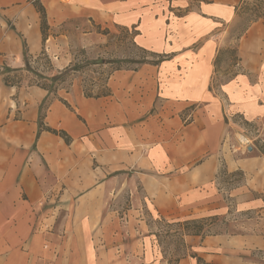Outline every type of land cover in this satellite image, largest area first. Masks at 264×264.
<instances>
[{"label":"crops","instance_id":"1","mask_svg":"<svg viewBox=\"0 0 264 264\" xmlns=\"http://www.w3.org/2000/svg\"><path fill=\"white\" fill-rule=\"evenodd\" d=\"M39 1L44 44L32 3L0 0V69L22 67L24 43L54 57L56 30L79 20L133 31L137 48L162 59L112 72L100 98L80 86L56 96L8 87L0 75V264H169L174 253L176 264H264L263 234L180 232L168 244L155 224L218 215L220 166L238 170L224 136L234 118L264 119V22L230 37L246 0ZM46 100L44 126L67 141L38 133Z\"/></svg>","mask_w":264,"mask_h":264},{"label":"rangeland","instance_id":"2","mask_svg":"<svg viewBox=\"0 0 264 264\" xmlns=\"http://www.w3.org/2000/svg\"><path fill=\"white\" fill-rule=\"evenodd\" d=\"M237 19L230 33L232 40L236 39L251 23L264 22V0L244 1L239 7ZM47 33L48 36L52 34L50 31ZM56 33L55 36L63 40V43L56 44L54 47L56 55L49 56L45 51L49 60L41 59L31 63V68L43 73V77L48 81L40 80L39 83L50 85L52 89H56V93L65 94L73 87L80 86L86 94H100L106 91L108 75L112 70L134 68L143 62V54L133 44L132 34L126 33L123 29L105 30L79 20L65 23L56 30ZM228 56L233 61L236 60L233 57L234 53ZM147 60L152 61L150 57ZM57 75L61 76L51 83V77ZM30 78L31 76L26 75L24 83H27ZM218 80L220 78H217V82ZM213 85L216 89L218 83L214 82ZM233 121L234 127L226 134H229L231 142L236 145L238 136L248 138L251 141L249 144L251 151L247 149L244 154H234L223 146L222 141L224 153L236 162L235 165L231 163L230 169L237 167L238 170L228 174L224 164H221L219 190L224 200V207L219 210L218 215L204 222V234L264 235V198L261 199L264 189L263 193L250 194L245 187L246 183L249 188L264 185V156L262 155L264 154V119L249 123L244 122L242 118H234ZM240 160L242 161L237 163ZM129 197V192H126L120 199L119 205L123 209L128 205ZM249 199L254 201L251 208L246 205ZM155 224L160 230L158 233L160 243L175 244L178 241L180 237L178 225L163 224L158 220ZM174 255H171L170 260L176 258Z\"/></svg>","mask_w":264,"mask_h":264},{"label":"trees","instance_id":"3","mask_svg":"<svg viewBox=\"0 0 264 264\" xmlns=\"http://www.w3.org/2000/svg\"><path fill=\"white\" fill-rule=\"evenodd\" d=\"M29 1H30V3H32L36 12L39 15L42 44H44L47 37H48L47 32L49 29L47 26V23H46L45 10L42 7L39 0H29ZM238 11H239V9H238ZM237 15H238V13H237ZM123 30H125L126 33L130 32V34H132L131 36L133 38V35H134L133 31H130L128 29H123ZM137 49H139V48H137ZM139 50L143 54V56H142L143 62L140 65L147 64V63L155 64V63H158L159 61H161V59H162L161 56H159V55H154V54L148 53L147 51L142 50V49H139ZM232 53H234V51L231 52V54ZM22 56H23V65L19 69H12L11 67H8L6 65H4L2 67V69H0V75L2 76L4 85L8 86V87H17V88L38 87L40 89L47 91L49 95L56 96V89H52L50 87V85L48 86V85H46V83H43V84L39 83L40 80H43L44 82H48L47 79L45 77H43V75H42L43 73L38 72L37 70L34 71L31 68V63H33V62L35 63L36 61L41 60V59L49 60L47 54L45 53L44 47L42 48V51L38 55L33 57L32 55H30L28 53L26 44L24 43ZM148 57H150L152 59V61H148L147 60ZM140 65H138L134 68L114 69V70H112V72L118 71V70H136ZM112 72H110V74L108 75V79H109L110 75L112 74ZM58 74H60V73L58 72ZM26 75L31 76V78L27 83H24ZM59 76H61V75L51 77L50 82L51 83L55 82ZM108 79H107V81H108ZM83 94H84V97H86V98H100V97L108 96L109 90H108L107 84H106V91H104L100 94L89 95V94H86L84 92H83ZM60 101L66 105V103L63 100H60ZM47 105H48V100H46V102H44V104L42 103V105H40V107H39L40 115L38 117V133L42 132V131H46V132L52 133L54 135H59L67 141V136L64 132L56 131V130H53L51 128L44 126L43 114L47 108ZM262 155L264 156V154H262ZM212 217L205 218V219L184 221V222L178 224L179 230L183 235H196V236H201V237L211 236V235L204 234V227H205L204 222H206L208 219H211ZM214 235H218V234H214ZM177 261H178V258H175L174 260H169V264H176ZM196 264H205V263H203L200 259H197Z\"/></svg>","mask_w":264,"mask_h":264},{"label":"built area","instance_id":"4","mask_svg":"<svg viewBox=\"0 0 264 264\" xmlns=\"http://www.w3.org/2000/svg\"><path fill=\"white\" fill-rule=\"evenodd\" d=\"M241 137H243L245 141L241 142L238 138L237 139L238 144L236 145L231 142L229 134H226L223 139V146H226L227 149L234 154H244L247 151V149L249 151L250 149L249 144L251 141L244 136H241Z\"/></svg>","mask_w":264,"mask_h":264},{"label":"bare ground","instance_id":"5","mask_svg":"<svg viewBox=\"0 0 264 264\" xmlns=\"http://www.w3.org/2000/svg\"><path fill=\"white\" fill-rule=\"evenodd\" d=\"M238 138H239V140H240L241 142H244V141H245V139H244L243 137H241V136H238Z\"/></svg>","mask_w":264,"mask_h":264},{"label":"water","instance_id":"6","mask_svg":"<svg viewBox=\"0 0 264 264\" xmlns=\"http://www.w3.org/2000/svg\"><path fill=\"white\" fill-rule=\"evenodd\" d=\"M249 151H251V149H249Z\"/></svg>","mask_w":264,"mask_h":264}]
</instances>
